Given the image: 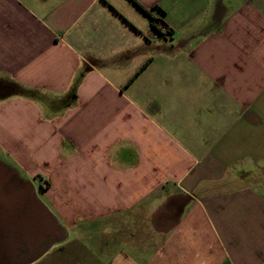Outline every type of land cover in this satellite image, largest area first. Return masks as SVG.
<instances>
[{"label":"crops","instance_id":"0c3cea01","mask_svg":"<svg viewBox=\"0 0 264 264\" xmlns=\"http://www.w3.org/2000/svg\"><path fill=\"white\" fill-rule=\"evenodd\" d=\"M135 1L0 0V262L264 264V0Z\"/></svg>","mask_w":264,"mask_h":264},{"label":"trees","instance_id":"16d2710c","mask_svg":"<svg viewBox=\"0 0 264 264\" xmlns=\"http://www.w3.org/2000/svg\"><path fill=\"white\" fill-rule=\"evenodd\" d=\"M132 1V3L138 8V9H140L143 13H145L146 15H147V17H148V19H149V23H150V25L153 27V28H155V29H157V30H159L158 28H157V24H156V18H154L152 15H151V13L149 12V9H145L144 7H142L139 3H137L135 0H131ZM167 30V29H166Z\"/></svg>","mask_w":264,"mask_h":264},{"label":"rangeland","instance_id":"374dc122","mask_svg":"<svg viewBox=\"0 0 264 264\" xmlns=\"http://www.w3.org/2000/svg\"><path fill=\"white\" fill-rule=\"evenodd\" d=\"M3 158H4V154H2L0 152V167H9V165L7 164V162ZM254 177H255V175L253 176V178ZM249 178H252V177H246L247 180H249ZM235 184H236V182H235ZM0 263L4 264L3 262H0Z\"/></svg>","mask_w":264,"mask_h":264},{"label":"flooded vegetation","instance_id":"af4514ba","mask_svg":"<svg viewBox=\"0 0 264 264\" xmlns=\"http://www.w3.org/2000/svg\"><path fill=\"white\" fill-rule=\"evenodd\" d=\"M16 258H18V259H22V258H24V254H22L21 251H20V253H19V251H17V256H16Z\"/></svg>","mask_w":264,"mask_h":264},{"label":"built area","instance_id":"2783aa9c","mask_svg":"<svg viewBox=\"0 0 264 264\" xmlns=\"http://www.w3.org/2000/svg\"><path fill=\"white\" fill-rule=\"evenodd\" d=\"M162 30H163V32H164V33H167V30H166V28H165V27H163V29H162Z\"/></svg>","mask_w":264,"mask_h":264}]
</instances>
